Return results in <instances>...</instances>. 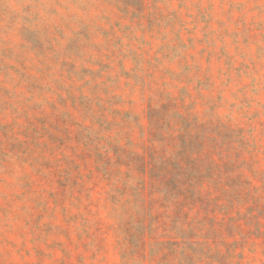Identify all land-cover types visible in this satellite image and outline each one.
<instances>
[{
  "label": "rangeland",
  "instance_id": "rangeland-1",
  "mask_svg": "<svg viewBox=\"0 0 264 264\" xmlns=\"http://www.w3.org/2000/svg\"><path fill=\"white\" fill-rule=\"evenodd\" d=\"M0 264H264V0H0Z\"/></svg>",
  "mask_w": 264,
  "mask_h": 264
}]
</instances>
